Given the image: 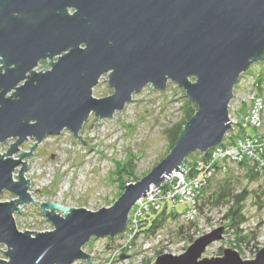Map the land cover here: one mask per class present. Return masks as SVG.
Here are the masks:
<instances>
[{
    "label": "water",
    "instance_id": "water-1",
    "mask_svg": "<svg viewBox=\"0 0 264 264\" xmlns=\"http://www.w3.org/2000/svg\"><path fill=\"white\" fill-rule=\"evenodd\" d=\"M259 61L264 0H0V143L16 139L0 153V244L6 246L0 264L92 262L83 249L92 237L124 231L134 205L152 186L169 181L174 171L184 175L190 154L219 146L230 130L236 134L230 117L234 89ZM104 74L114 92L97 98L93 90ZM169 81L185 90L197 110L160 163L126 183L112 206L92 211L43 202L54 229L19 230L15 212L34 201L23 159L39 142L65 129L77 138L92 113L101 123L145 86L164 91ZM30 137L36 139L31 151L15 158ZM5 189L17 197L2 201ZM224 232V226L212 230L180 255L160 254L155 264H264V247L252 259L232 247L203 257Z\"/></svg>",
    "mask_w": 264,
    "mask_h": 264
},
{
    "label": "rangeland",
    "instance_id": "rangeland-1",
    "mask_svg": "<svg viewBox=\"0 0 264 264\" xmlns=\"http://www.w3.org/2000/svg\"><path fill=\"white\" fill-rule=\"evenodd\" d=\"M48 62L41 61L37 71L44 70ZM113 92L108 84V74H104L94 87L93 95L103 98ZM253 94L256 98H253ZM259 98L264 101V61L254 63L241 75L230 102V117H242L239 120H243L248 110L254 106L260 108ZM189 105L193 107L194 103L188 100L185 90L177 83L169 81L164 91L147 85L134 93L133 99L123 110L104 118L101 123H97L99 117L96 114L90 115L79 136L89 140L91 146L79 136L75 138L68 129L44 138L34 148L33 154L23 159L28 164L24 176L30 179L29 192L37 202L22 204L23 211L15 212L19 230L41 232L54 229L42 211L43 202L85 207L92 211L112 206L122 195L126 183L143 178L171 152L176 144L171 141V129L185 118ZM95 127L96 133L92 136ZM252 129L261 134L264 143V121L256 128L251 127L250 131ZM225 140L226 137L223 142ZM15 141V138H10L0 143V153H7ZM35 142L36 139L28 138L14 157L19 158L23 151L30 152ZM199 153L193 152L189 157ZM245 163L229 162L227 169L211 180L204 189L194 225L192 221L183 219L182 215L165 214L160 217V226L154 232H136L132 231L136 229V224L133 219L129 222V219L128 228L124 231L114 236L92 237L83 247L84 251L92 255L91 260L95 264H155L160 254L180 255L197 238L224 226L223 239L211 243L203 257L222 255L224 248L232 247L239 250L243 258H254L264 247V170L253 174L252 167ZM21 168V165L16 168L15 180L19 179ZM226 182L233 194L244 189L249 193L244 203L246 221L241 225V233L247 237L240 248L234 245L237 235L227 217L232 203L217 202L214 197L218 186ZM16 197L14 192L5 189L1 200L9 201ZM163 207L172 209L167 204H163ZM184 207L177 205L178 210ZM157 211L152 209L150 213L156 215ZM141 220L140 225L146 223ZM0 249V258H5L2 250H6V246L0 244ZM92 262L78 259L71 264H94Z\"/></svg>",
    "mask_w": 264,
    "mask_h": 264
},
{
    "label": "built area",
    "instance_id": "built-area-1",
    "mask_svg": "<svg viewBox=\"0 0 264 264\" xmlns=\"http://www.w3.org/2000/svg\"><path fill=\"white\" fill-rule=\"evenodd\" d=\"M253 98L255 94H253ZM260 101V102H259ZM260 108L253 107L243 115V120L238 117H232L234 131H228L227 142H223L219 146L211 149L209 155L197 154L195 157H189L188 163L184 169L185 173L174 171L169 181H164L161 186L155 188L152 186L148 191L147 197L140 198L134 205L130 215L129 222L133 219L138 231L140 219L149 213L152 209L160 210L163 204L176 209L178 204L184 205L181 213L182 218L192 220L199 212V195L201 189L208 183V180L214 176L219 170L227 169V162H243L247 160L253 164L254 171L262 172L264 170V143L261 140V134L252 136L248 132L251 127H258L264 121V101L259 98ZM255 105H257L255 103ZM237 124V125H235ZM238 127V128H236ZM238 134V135H237ZM234 135V140L231 136ZM153 188H155L153 190ZM164 200V202H161ZM135 217V218H134ZM128 222V223H129ZM128 228V225L127 227Z\"/></svg>",
    "mask_w": 264,
    "mask_h": 264
},
{
    "label": "trees",
    "instance_id": "trees-1",
    "mask_svg": "<svg viewBox=\"0 0 264 264\" xmlns=\"http://www.w3.org/2000/svg\"><path fill=\"white\" fill-rule=\"evenodd\" d=\"M197 110V106L196 104H194V106H190L189 105V109L187 110L186 114H185V118L178 123L177 125L174 126L173 129H171V141L175 144L176 140L178 139L184 125L186 124V122L193 116V114L195 113V111ZM250 132V134L252 136L257 135V132L255 130H251L250 128L248 129ZM231 140H234V136H231L230 138ZM229 140V137L226 138L225 142H227ZM212 150L210 149L206 154L209 155V153ZM244 162L245 165L247 164V160H245ZM248 164L252 167L253 164H251L250 162H248ZM229 165V162H227V166ZM220 171L223 170H219L217 171L213 177H211L208 180V183L201 189L200 195H199V208H200V201L201 198L204 194V189L211 183V180L216 176V174H218ZM251 171L253 172V174L259 173L257 171H254V168H251ZM248 190L244 189L243 192L237 193V194H233L231 193V188L228 185V183H221L217 190L214 192V197L216 198L217 202H222V203H232L230 204L229 208H228V212H227V217L228 220L230 222V226L232 228L235 229V234L237 235L236 238V242L234 243L235 247L240 248L241 247V242L245 241L246 239V235L242 234V228L241 225L246 221V217H245V213H244V203L245 200L247 199L248 196ZM184 209V208H183ZM182 210H178V208L176 207L175 210L167 208V207H162L159 211L156 212V215L154 213H147L145 214V216H143L141 222L145 221V224H142L139 226V231H150V232H154L156 228H158L160 226V217H163V215H174V216H181ZM184 219V218H183ZM186 220V219H185ZM187 221H192L191 223H194V219L192 220H187ZM194 239L192 238V241Z\"/></svg>",
    "mask_w": 264,
    "mask_h": 264
}]
</instances>
